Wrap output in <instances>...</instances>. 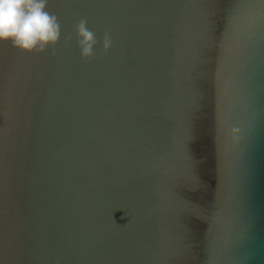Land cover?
Returning a JSON list of instances; mask_svg holds the SVG:
<instances>
[{
    "label": "water",
    "instance_id": "water-1",
    "mask_svg": "<svg viewBox=\"0 0 264 264\" xmlns=\"http://www.w3.org/2000/svg\"><path fill=\"white\" fill-rule=\"evenodd\" d=\"M47 10L55 54L0 41V264H264V0Z\"/></svg>",
    "mask_w": 264,
    "mask_h": 264
},
{
    "label": "clouds",
    "instance_id": "clouds-1",
    "mask_svg": "<svg viewBox=\"0 0 264 264\" xmlns=\"http://www.w3.org/2000/svg\"><path fill=\"white\" fill-rule=\"evenodd\" d=\"M47 4L48 0H0V41H10L13 47L25 52H44L52 48L55 54L62 35L61 24L58 17L47 10ZM88 23V19L82 17L74 26L76 45L86 61L96 56L97 45L105 53L114 45L109 31L98 38ZM64 39L71 41L73 36L69 34ZM232 131L236 133L238 129Z\"/></svg>",
    "mask_w": 264,
    "mask_h": 264
}]
</instances>
